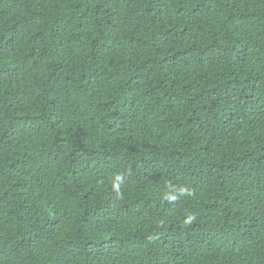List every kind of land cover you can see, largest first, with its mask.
Here are the masks:
<instances>
[{
    "label": "trees",
    "instance_id": "obj_1",
    "mask_svg": "<svg viewBox=\"0 0 264 264\" xmlns=\"http://www.w3.org/2000/svg\"><path fill=\"white\" fill-rule=\"evenodd\" d=\"M0 264H264V0H0Z\"/></svg>",
    "mask_w": 264,
    "mask_h": 264
}]
</instances>
